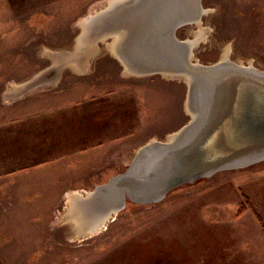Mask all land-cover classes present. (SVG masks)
<instances>
[{
  "label": "rangeland",
  "instance_id": "rangeland-1",
  "mask_svg": "<svg viewBox=\"0 0 264 264\" xmlns=\"http://www.w3.org/2000/svg\"><path fill=\"white\" fill-rule=\"evenodd\" d=\"M103 1L0 0V262L264 264V159L185 182L156 203L127 201L85 237L63 219L77 206L68 195L124 172L136 149L190 121L182 78L124 74L103 44L82 72L65 58L78 20ZM201 4L200 25L176 33L197 41L190 62L225 55L263 73L264 0Z\"/></svg>",
  "mask_w": 264,
  "mask_h": 264
},
{
  "label": "water",
  "instance_id": "water-1",
  "mask_svg": "<svg viewBox=\"0 0 264 264\" xmlns=\"http://www.w3.org/2000/svg\"><path fill=\"white\" fill-rule=\"evenodd\" d=\"M205 13L201 0H105L76 23L78 34L71 53L64 55L78 60L79 68L97 57L100 44L114 42L111 55L123 68L145 70L139 76L179 78L180 71L189 73L197 79L196 95L205 105L194 124L182 127L168 143L147 142L136 149L124 172L96 186L89 195L81 192L88 195L85 203H91L87 211L100 213L101 218L109 213L105 224L127 201L156 203L185 182L264 159V111L259 125L252 126L248 120L253 106L262 105L264 110V102L255 99L256 93L264 91V73L229 62L192 63V53L184 46L188 43L176 38L179 28L200 25ZM262 109L255 107L253 112ZM238 127H244L246 138L236 131ZM93 218L87 217L86 222Z\"/></svg>",
  "mask_w": 264,
  "mask_h": 264
},
{
  "label": "bare ground",
  "instance_id": "bare-ground-1",
  "mask_svg": "<svg viewBox=\"0 0 264 264\" xmlns=\"http://www.w3.org/2000/svg\"><path fill=\"white\" fill-rule=\"evenodd\" d=\"M198 23V22H197ZM199 26V24L197 25V27ZM114 41V40H113ZM189 45H190V47H189V45L187 44V46L186 45H184L186 48L188 47V50H189V52L190 53H192L193 54V52H192V49L196 46V44H197V41L196 40H190V41H188V40H185ZM114 46L115 45V43L114 42H110V41H107L105 44H104V48H106V49H108V51L112 54V47L111 46ZM93 47H94V45H93ZM89 48V47H88ZM98 49H100L101 50V47H100V45L98 46ZM67 56H65V58H66ZM224 57V58H223ZM222 57V59L220 60L222 63H226L227 62V56H223ZM72 57H68V61L69 60H73V62L76 64V66H78L77 67V69H78V71H80V72H82L83 71V69H84V65H82L81 66V68H79L80 67V62L78 61V60H75L74 61V59L75 58H72ZM219 62V61H218ZM56 63V62H55ZM84 64H87L86 62H84ZM162 67H164V66H162ZM165 68V67H164ZM247 68H253L252 66L251 67H247ZM163 74H167V72L166 71H164L165 69H163V68H161V69H159ZM147 71V70H146ZM145 72V70L144 71H136V70H134L133 68L131 69V68H125V71H124V74H129V73H133V74H135V75H137V73H144ZM180 73H181V75L179 76V78L178 79H180V78H182L183 80H184V82H185V85H186V88L188 89V91H187V94H186V101H185V109H186V111L187 112H189V115H190V121L188 122V123H193L194 124V119H195V121L199 118V116H201V114H203L204 113V106L205 105H202V103H203V100L202 99H200L201 98V96H199L198 94L196 95V89H197V87H196V85H197V79H193L192 78V76H190V74L189 73H187V72H182V71H180ZM179 73V74H180ZM264 73V72H263ZM38 77V76H37ZM37 77H35L36 79H34V80H39V81H41V80H45L46 81V79H45V77H44V79H37ZM38 81V82H39ZM41 82L42 84H44V83H46V82ZM241 84V83H240ZM28 85H30V81L29 82H25V84L24 85H21L20 86V89H22L23 87H25V86H28ZM45 85V84H44ZM239 86V85H238ZM16 88H18L17 87V85L16 86H14L13 88H10V90H9V92L11 91V90H13V89H16ZM26 88V87H25ZM25 88L23 89V91L25 90ZM22 91V90H21ZM193 92L195 93V96L193 97ZM264 91H261V92H259V93H256V95H255V99L257 100V101H261V102H264V93H263ZM198 96V97H197ZM255 107H257V108H260V109H262V105H258V106H253L251 109H252V111H251V114L249 115V118H248V120H250L251 122H252V126H257V125H259L261 122H259V117H260V115L263 113V109L261 110V112L260 113H257V112H253L254 111V109H255ZM240 114H243V109H240ZM239 118H241V116L239 117V115L237 116V121L240 123V121H239ZM188 123H186V125H188ZM185 125V126H186ZM185 126H183V127H185ZM182 129V128H181ZM180 129V130H181ZM236 129V128H235ZM180 130H178V131H176V132H173V133H171L170 134V136L169 137H167L166 139H164L163 141L164 142H167L168 143V141L170 140V139H173V136L177 133V132H179ZM236 131H241V133H242V137H244V138H246L247 136H245V133H244V127H238L237 129H236ZM190 134V133H189ZM188 137H189V135H187ZM260 136V135H259ZM188 137H186V139L188 138ZM241 137V138H242ZM150 141H156V140H150ZM149 142V141H148ZM81 192L82 193H84V194H88L89 195V193H90V191L89 192H84V191H77V192H73V193H71L70 194V196L68 195V197H67V200L68 201H75V204L77 205V206H75L73 203L72 204H67V210H66V213H65V215H64V217H63V219H65V221H67V218L69 219V221H70V226H71V230H73L74 231V234L76 235H82V236H84L85 237V235L87 236V233H93L94 231H96L97 232V230L98 229H100V228H103L104 227V225H106L105 223H103L105 220H106V218L108 217V214L109 213H107L106 215H102L103 217L101 218L100 217V213H94V212H89V211H87V207L90 209V206H91V203L90 204H88V203H85L86 202V200H83L86 196H88V195H81ZM96 210H97V208H96ZM69 215V216H68ZM94 215V216H93ZM87 217H91V218H93V222H91V223H87L86 222V220H87ZM85 222V223H83V222ZM84 234V235H83ZM81 236V237H82ZM76 238V237H75ZM79 239V238H78ZM81 239V238H80Z\"/></svg>",
  "mask_w": 264,
  "mask_h": 264
},
{
  "label": "crops",
  "instance_id": "crops-1",
  "mask_svg": "<svg viewBox=\"0 0 264 264\" xmlns=\"http://www.w3.org/2000/svg\"><path fill=\"white\" fill-rule=\"evenodd\" d=\"M3 244H5L4 242H2V244H0V260L1 259H4L5 258V256L3 255V249H4V245ZM22 248V246H20V247H17V248H14L12 251H9V252H11V253H13V252H19L20 253V249ZM22 256H24V257H26V256H30V255H26L24 252H25V250L24 249H22ZM8 257H9V255H8ZM14 257H18V255L17 256H14ZM6 259V258H5ZM0 264H3V263H1L0 262Z\"/></svg>",
  "mask_w": 264,
  "mask_h": 264
}]
</instances>
